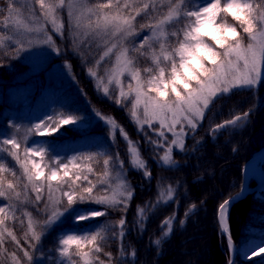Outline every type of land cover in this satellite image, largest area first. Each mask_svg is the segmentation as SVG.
I'll use <instances>...</instances> for the list:
<instances>
[{
	"label": "snow or ice",
	"instance_id": "1",
	"mask_svg": "<svg viewBox=\"0 0 264 264\" xmlns=\"http://www.w3.org/2000/svg\"><path fill=\"white\" fill-rule=\"evenodd\" d=\"M13 2L9 0L10 9ZM34 3L39 5V15L36 11L31 15L37 20L43 17L44 21L57 26L55 31L61 37L63 22L59 13L67 14L73 42L79 41L89 53L81 55L82 63L92 59L94 44L103 47L102 54L94 62L98 66L102 62L108 65L111 61V64L104 68V74L89 68L90 78H96L105 96H109L110 86H114L118 90L115 99L118 106H125V102L131 105L130 117L137 125V131L157 153L158 158L154 156L153 161L167 169L177 166L174 149L186 152L185 138H195L206 110L216 98L235 89H251L264 83L261 73L264 65V0H203L202 3L193 0H34ZM44 31V25L37 24L25 26L23 31L17 28L15 34ZM6 39L11 40V37H0V45ZM41 42L54 46L52 35H47ZM14 51H26L23 41H17ZM54 51L59 53L61 50L54 47ZM65 66L69 67L67 62ZM93 111L110 127L113 144L117 132L127 143L130 168L141 172L145 179H151V170L142 158L139 142L132 141L114 117ZM248 116V112L237 114L211 127L210 133L241 127L247 123ZM83 119L70 114L55 120L48 116L33 125L29 133L42 137L59 135L63 126L76 129ZM149 131L156 139L148 134ZM196 143L199 145L200 141ZM161 151L163 154L159 155ZM98 155L104 153L72 155L65 162L52 155L50 145L22 149L14 135L0 133V254L7 253L4 244L10 239L22 251L28 264H32L33 255L20 244L8 226L9 221L20 219L17 212L29 203L37 214L46 216L41 222L35 220L31 212L23 213L27 217L25 239L29 248L35 250H39L43 239L65 218L80 223L107 216L110 209L127 213L134 189L127 181L125 162L120 159L119 152L108 155L103 160L104 171L96 173L93 162ZM16 166L20 175H17ZM90 175L96 176L95 182L89 179ZM114 177L118 181L115 186L112 184ZM244 191L242 187L235 196L219 203L216 210L220 225L218 235L227 240L230 248L234 247L229 226L230 210L234 202L243 197ZM29 192L34 194V199H30ZM174 195L175 190L169 185L166 189L161 188L154 204L138 206L137 226L143 229L149 211L172 202ZM84 205L102 208L96 210ZM196 208L197 205L192 204L189 211ZM188 215L186 212L185 216ZM174 220L175 213L161 222L164 238L173 232ZM184 222L181 220L180 224ZM37 228L41 230L37 231ZM126 234V215L115 224L109 222L86 229L84 234H64L52 250L51 264H77V258L80 264H105L101 255L107 258L108 264H113L114 259L117 264H124L127 257L122 241ZM109 239L121 241L115 258L111 252L104 251ZM161 242V239L153 241L157 246ZM255 248L264 253V247L256 245L250 250L253 256L259 255ZM9 255L11 264H22L16 252ZM228 264H234V260L229 259Z\"/></svg>",
	"mask_w": 264,
	"mask_h": 264
},
{
	"label": "trees",
	"instance_id": "2",
	"mask_svg": "<svg viewBox=\"0 0 264 264\" xmlns=\"http://www.w3.org/2000/svg\"><path fill=\"white\" fill-rule=\"evenodd\" d=\"M24 2L25 0H14L12 8L10 9L8 7L9 0H0V37H11V40L6 39L3 41L2 45H0V133H2L5 128L9 127L10 114L12 112L24 110L31 113L32 111L41 109L50 98H57L62 107V111H60L61 115H76L83 117L84 119L76 129H73L69 126H63L59 135L53 134L52 136H43L47 145H50L59 151H69L75 148L74 155L104 153V155H98L95 162H93V167L96 173H102L104 171L103 160L108 158V155H114L116 152H119L120 159L124 160L126 163L129 161L127 152L128 148L123 146L121 142L118 143L117 140H115V144H113L110 127L106 126L102 121L94 122L95 120H93V109L97 110V105H94L93 103L92 97H94V95L92 91H88V89L91 90L92 87L88 85L90 78H87L86 76V70L88 73L89 68L86 65L83 66L81 63L79 64L74 61L71 49L65 51L66 49L61 48L62 51L60 54H58V57H60L59 60L64 59L72 62L78 89L59 85L47 90L48 82L45 80L44 72L36 74L34 79L21 77L22 74H24L27 70V64L24 62L23 57H21V52L16 53L14 51V45H16L18 40L15 37L13 18L17 9L25 5ZM193 2L202 3L203 0H193ZM137 19L139 21V18ZM139 22L142 23L143 21ZM59 60L57 59L56 61ZM144 66L147 65L145 64ZM249 91L251 93L250 96H237L239 94H245V92ZM232 97L234 99L231 100L228 110H221L220 112L218 110L213 112L212 115H210L208 121L197 130L198 135L202 138V141H200V144L197 146L201 147V145H203V147H201L199 150L195 148V151H192L194 148L192 149L190 147L188 155L187 152L182 153V155H178V157L182 156L185 159H180L177 161L178 164L174 168L167 169L162 164H157L156 168L155 166H152V170L155 169V173L151 174L152 180H156L158 176L161 175L160 171H163V173L165 171L164 175L171 174V176L182 171L188 172V163L195 162L196 165H198L196 169L198 170V173L204 174L211 172V174L208 175L216 174V177L218 176L219 180H221L220 187L222 188V198L226 199L229 197V192L238 187V185H234V183L232 184V182L230 183V180H228L229 171L232 179L242 180L243 163L248 161L253 156V154L264 145V106L261 105L262 107L256 109L257 111L254 112L256 113V116H254V118L248 116V121L246 124H243V126L237 128L229 127L219 132V135L217 136L219 141L217 142L216 146L226 151L224 154L226 155L225 160H229V162L223 163L219 169L217 166L219 158L213 155L216 153V151L214 148H212L213 143H210V141H212L214 138L209 139V131L211 127H214L216 124H219L224 120L231 119L237 114L248 112L249 110L253 111V106H257L256 100H261V98L264 97V87L260 86L256 91L252 88H245L244 90H240V92L234 91L231 94V98ZM258 104H260V102H258ZM61 115L56 116V119H58ZM92 123H94V125H91ZM119 146L121 149H119ZM21 147L23 149L24 146ZM224 170L229 171L224 173ZM16 171L17 175H20L18 166H16ZM5 175L9 179H13L10 174L6 173ZM198 178L206 179V177L202 175L198 176ZM89 179H92L93 182H95L96 176L90 175ZM142 179L145 178H141L140 180ZM198 180L194 182H198ZM135 183L138 184L136 181ZM229 183L230 185L232 184L231 187L226 188L225 186ZM53 184L55 185V182H53ZM189 184H185L184 188H190L191 186H189ZM207 193L208 195H211L208 191ZM29 197L30 199H34V194L29 192ZM247 199L248 203L245 208L244 216L238 221L239 227L236 229L238 244H240L239 255L240 257L242 256L240 264H264V259H262L264 258V253H259V248H255V251L259 253L258 256H253L250 251L256 245L264 247V243H262V241H264V185L261 196L251 192ZM188 201V195L184 193L170 202L169 207H171L172 204V207L177 208L179 211L182 209L187 211L189 209L188 206H191V204H187ZM221 202L222 199L217 203L215 211L212 214V220L216 221L215 226L218 228L220 225H218L217 222L216 210L218 204ZM173 204L175 206H173ZM40 207L42 208L43 205ZM83 207L94 208L96 210H101L102 208V206L98 205H84ZM24 211L31 212L34 219L41 222L46 218V216L43 213L37 214V212L33 210L31 203H29L24 208L19 209L17 212V215L20 218L19 220L8 222V226L12 228L17 236V239L20 240V244L24 248H27L30 254L33 255L34 259L32 264H37V262L38 264H51L53 260L52 250L56 246L57 239L60 236L64 234H84V230L86 229H95L100 224L109 222L113 223L114 219L120 217V215L117 214V211L119 212L120 210L110 209L107 216L97 217L93 221L89 222L74 223L73 220H64L56 227L54 231H52L45 239H43L39 250H35L29 248V245L25 239V233L27 232V217L23 215ZM127 216L128 215H126V219ZM111 218L113 220H109ZM20 221H23V223ZM118 221L119 220H116L114 223ZM157 224V220L149 221L146 223V226L143 230H139V228H136V230H134V228L129 229L131 225L127 224V234L126 237H124L126 238L124 243H126L130 249L131 244L134 245L135 249L140 245L141 247L143 246L148 249V252L152 253L155 252L157 248L165 246L168 252V250H171L174 246V240H178L176 236L178 235V232L175 231L173 237H163L161 244L157 246L153 243V241H155L154 237L158 235L159 239L162 237L161 226H159L160 224ZM230 225L232 226L231 219ZM40 230V228H37V231ZM171 239L173 243L171 242ZM179 241L182 243V239H179ZM119 243V239H109L106 246L104 247V251L109 252L111 249L118 250ZM4 249L7 250V253L0 254V264H11L9 254L12 252H16V255L20 257L22 263L28 264L26 258L23 256L22 251H20V249L16 247L15 243L10 239H8L4 244ZM127 251L126 253L128 254ZM0 252H2V250H0ZM117 255L113 254V257L115 258ZM102 256L103 255H101L100 258ZM165 256H167V254L161 252V254L158 255L155 264H158L164 260ZM115 263L117 264L116 260L114 259L113 264ZM77 264H80L78 258Z\"/></svg>",
	"mask_w": 264,
	"mask_h": 264
},
{
	"label": "rangeland",
	"instance_id": "3",
	"mask_svg": "<svg viewBox=\"0 0 264 264\" xmlns=\"http://www.w3.org/2000/svg\"><path fill=\"white\" fill-rule=\"evenodd\" d=\"M24 3L25 5L23 7L17 9L13 18V25L15 31L17 28L20 31H23L25 26L34 27L37 24H43L45 27V31L41 33H33L28 35L15 34L17 40L23 41L26 49V51L20 53L21 57H23L24 62L27 64V70L24 74H22L21 77L34 79L36 74L40 72H44L45 80L46 82H48L47 90H50L53 87H57L59 85L74 87L78 89V84L76 81V76L73 71L72 62L64 59L59 60L60 57H58V54H60V52L62 51L61 48L66 49L65 51L71 49L74 57V61L76 63L79 64L81 63L83 66L86 65L88 66V68L97 71L99 74H104V68L106 66H110L111 61H109L108 65H105L102 62L101 65L99 66L96 65L94 62L96 59L99 58V55L102 54L104 50L103 47H96L94 44L91 50L92 59L88 63H82L81 55L84 56L89 55L88 50L83 49L79 45V41H77L76 43L73 42V36L70 35L69 33L70 21L67 14L64 11H60L59 13V18L63 22V36L61 37L55 31V28L57 26H54L44 21L43 17H40V19L37 20L36 17L31 15L32 11H36L37 15H39L38 12L39 5L35 4L34 0H25ZM47 35H52L54 46H50L41 42L43 39L46 38ZM245 42H247L246 39ZM54 47L59 48L61 51L57 53L56 51H54ZM77 53H79V55ZM57 59L59 61H56ZM112 59L114 60V57ZM65 62L68 63L69 67L66 68ZM261 73L262 76H264V65L261 66ZM86 76L87 78L88 77L90 78L89 73H87V70H86ZM88 85L92 86L91 90L88 89V91L90 92L92 91L94 95V97H92L93 99L91 97L90 98L93 100L94 105H97L96 109L99 112L102 111L101 113L104 116L114 117L117 123L120 126H122L125 129V131L128 133L129 138L132 141L139 142V148L142 158L147 162L148 167L151 170V174L155 173V169L152 170V166H155L156 168L157 163H155L152 158L154 156H157V153L154 152L151 149L150 145L145 142L144 135L137 131V125L132 121L130 117L131 105L125 102V106L122 107V106H118L115 103V99L118 96V90H116L114 86H110L111 89L110 94L109 96H105L100 90L101 86L99 85V82L96 80V78H90ZM260 86L264 87V83H258L256 86L252 87V89L256 91ZM244 89H235L232 90L229 94H225L223 96H220L219 98H216L214 102L210 104L209 108L206 110L205 118L201 122L197 130L200 129L203 126V124L208 121L210 115H212L213 112L218 110L219 112L221 110H228V106L230 105L231 100L234 99L233 97L231 98V94L234 91L240 92V90H244ZM244 95L250 96L251 93L249 91V92H245V94H239L237 96H244ZM263 101H264V97L261 98V100L259 99L256 100L257 106H253L254 109L253 111L251 110L248 111L250 117L254 118V116H256V113L254 112L257 111L256 110L257 108L264 106ZM258 102H260V104H258ZM60 107L61 105L58 104L56 99H51L48 102L47 106L44 107L43 110H41L38 113L29 114L25 111L15 112L11 117L12 123L10 127L4 130L5 136L14 135L21 142V146L24 147L25 146H31L34 148L39 146L47 147L48 145L45 143L42 137H40L36 133L30 134L29 130L32 128L33 125L38 123L41 119H47L48 116H52L53 119L54 118L56 119L57 118L56 116L61 115L60 111H62V109ZM93 120H95L94 122L101 121L100 119L97 118L95 114ZM13 125H16L17 127L14 128ZM91 125H94V123H92ZM197 130L195 132L194 139L185 138V148L187 155L189 154L190 147L192 149L197 148V150L203 147V145H201V147L197 146L196 142L202 141V138L198 135ZM145 131H148L147 126H145ZM148 134L152 136L153 139H156L154 134H152L150 131L148 132ZM168 135H169V139H171L170 134ZM218 135L219 132L210 133L209 131V136H210L209 139L214 138L212 141H210V143H213L212 148H214V150L216 151V153L213 155L219 158L217 165L219 169L223 163H227L229 162V160H225L226 155L224 154L226 151L216 146L217 142L219 141V139H217ZM115 140H117L118 143L121 142L123 146H126L128 148L127 143L121 138L119 132H117L115 136ZM51 149H52V155L54 157H58L60 159H63L64 161H66L75 153L74 149L70 151H59L52 147ZM119 149H121L120 146ZM263 149H264V145L261 148H259L257 151ZM186 152H179L174 149L173 151L174 160L179 161L180 159H185L182 156L178 157V155H182V153H186ZM162 154L163 152L161 151L159 155ZM47 159L48 158H46V160ZM249 161L251 160L249 159L248 161L243 163L242 170L243 168L245 169ZM188 164H189V168H187L188 172L182 171L180 173H175L176 176L175 175L171 176V174L164 175L165 171L164 173L163 171H160L161 175L158 176L156 180H152V179L140 180L141 178H144L142 173L139 171L132 170L129 166V161L124 163V167L128 169L126 174L127 181L130 182L131 188L134 189V196L132 200L129 202L127 213L125 214L121 210L119 212L117 211V214L120 215V217L114 219L113 223L116 220H120L122 215H128L126 221L127 224L131 225L129 229L134 228V230H136V228H139L135 223V221L137 220L138 206L143 207L146 204L149 206L154 204L158 196L160 195L161 188L166 189L167 186L169 185L172 186L173 189L175 190L174 200L177 197H179V195L186 193V195H188L189 198L187 204L192 205L193 203L197 205V208L194 211H189L190 206H188L189 209L187 211L185 209L179 211L177 208L172 207V204L171 207H169L170 205L169 202L166 205L162 204L160 207L154 210H150L148 213L149 218L144 221L143 229L145 228L146 223L152 220L153 221L157 220L158 224H160L159 226H161V222L166 217H171L173 213H175V220L173 222V232L171 233L170 237L171 236L173 237L174 232L177 231L178 235L176 236L178 240L176 239L174 240V246L172 247L171 250H168V252L166 247L162 246L161 248L160 247L157 248V250H155V252L152 253V252H148V249H146L143 246L141 247L140 245L135 249L134 245L131 244V249H130L129 246L126 243H124L126 238H123L122 241L123 247L125 250V254L128 257L126 258V261L124 260V264H150V263L155 264L158 255L161 254V252L167 254V256H165V259L158 264H228V260L232 259V254H231L232 248L229 247L227 240L222 235H218V227L215 226L216 221L212 220L213 218L212 214L215 211V207L217 203L221 201V199L222 202L225 200V198H222V193H221L222 188L220 187L221 180H219L218 176L216 177V174L208 175L211 174V172L209 173L207 172L204 174L198 173V170H196L198 165H196L195 162H191V163L189 162ZM258 165L260 166V169L264 173V156L258 160ZM45 171L48 170L46 169ZM228 171L229 170H224V173ZM228 174H229L228 180H230V183L232 182V184L234 183V185H238L236 189L229 192L230 193L229 196H235L237 193L241 191L242 187L244 189L246 188L247 182L244 179V177L242 178V180L232 179L230 171ZM201 175L206 177V179L198 178V176ZM196 180H198V182H194ZM135 181L138 182V184H136ZM117 182H118L117 178L114 177L112 180L113 186H115ZM230 183L225 187L226 188L231 187L232 184L230 185ZM185 184L186 185L189 184V186L191 187L185 189L184 188ZM259 184L260 183H258L256 178L254 177L250 178L251 188L256 189V191L254 190V193L256 195L261 196L263 187L255 188ZM207 191L211 195H208ZM249 194L250 192L245 197H242L238 201L234 202V206H232L230 210L229 222L230 219L232 222V226L230 225V231L233 241L236 245V254L233 258L234 264H240L241 263L240 260L242 259V256L240 257L239 255L240 244H238V236L236 234V229L239 227L238 221L244 216L245 208L248 203L247 197ZM173 206L175 205L173 204ZM186 212H189L188 216H185ZM112 218L109 220H113ZM64 220H72V219L65 218ZM181 220L185 221L183 225L180 224ZM143 229L139 228V230H143ZM156 239H159V235L154 237V240ZM162 239L163 236L161 237V240ZM179 239H182V243L179 241ZM178 241L179 243L177 244ZM119 242H120L119 243L120 246L121 241L119 240ZM171 242L173 243L172 239ZM126 251L128 252V254L126 253ZM133 251H135L134 257L132 256ZM109 252L116 255L118 254V250L111 249ZM101 259L105 260V264H108V262L106 261V257L102 256Z\"/></svg>",
	"mask_w": 264,
	"mask_h": 264
},
{
	"label": "bare ground",
	"instance_id": "4",
	"mask_svg": "<svg viewBox=\"0 0 264 264\" xmlns=\"http://www.w3.org/2000/svg\"><path fill=\"white\" fill-rule=\"evenodd\" d=\"M245 175L247 179H250L252 177L256 178L257 181L261 182L264 178V173L263 171L260 169V166L258 165V161L255 160H251L248 162V164L245 167ZM230 224V222H229ZM233 246L236 247L235 244H233ZM233 252V247H232V251L231 254Z\"/></svg>",
	"mask_w": 264,
	"mask_h": 264
},
{
	"label": "water",
	"instance_id": "5",
	"mask_svg": "<svg viewBox=\"0 0 264 264\" xmlns=\"http://www.w3.org/2000/svg\"><path fill=\"white\" fill-rule=\"evenodd\" d=\"M263 156H264V149H263V150H260V151H257V152L253 155V157H251L250 160L258 161V160H259L260 158H262ZM242 173H243V176H244L245 180L247 181L246 188H245V191H244V194H243V197H245L250 191L254 190V188H251V186H250V180L246 178V175H245V169H244V168H243V170H242ZM255 188H258V186L255 187ZM235 202H236V201H235ZM229 226H230V224H229ZM232 243L235 244L234 241H233V238H232ZM235 254H236V247L234 246V247H233V252H232V260H233V258H234V256H235Z\"/></svg>",
	"mask_w": 264,
	"mask_h": 264
}]
</instances>
